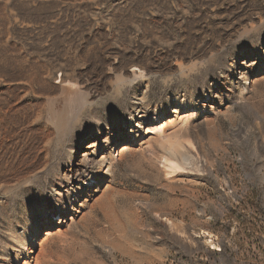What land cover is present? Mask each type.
Here are the masks:
<instances>
[{
    "label": "rangeland",
    "instance_id": "374dc122",
    "mask_svg": "<svg viewBox=\"0 0 264 264\" xmlns=\"http://www.w3.org/2000/svg\"><path fill=\"white\" fill-rule=\"evenodd\" d=\"M143 95L161 133L134 126ZM15 255L264 264V0H0V258Z\"/></svg>",
    "mask_w": 264,
    "mask_h": 264
},
{
    "label": "bare ground",
    "instance_id": "6f19581e",
    "mask_svg": "<svg viewBox=\"0 0 264 264\" xmlns=\"http://www.w3.org/2000/svg\"><path fill=\"white\" fill-rule=\"evenodd\" d=\"M219 98H220V96H219ZM199 104H202V101H200ZM139 105H140V107L136 111L137 115H138L137 116L138 120L136 121L134 126L136 128H139L143 123L148 122L150 120L151 116H154L156 118L155 120H156L157 125L153 126L154 128L147 129V131L145 132V135H150V134H153L155 132L161 133L164 126H165V123L162 124L161 121H159L161 118V115L164 114L163 108L155 106L153 110L145 111L148 108V104H147V100H146L144 95L141 97ZM174 113H175V111H174ZM96 135L98 136V140L92 141L89 144H87L86 146H84L85 151H87L86 155H90V154L92 155L93 153L96 152V150L98 148L102 147L103 144L108 143L109 140L112 138V133H111V130H109V129L107 130L106 136L103 138L101 137L102 133H97ZM139 142H141V139L138 140L136 138H133L132 141L130 142V144L121 146V150L119 152H117V154L115 152L113 155L119 156V157H124L125 155H129L133 151V147L137 146L139 144ZM168 153L171 155V157L175 156V155H173L174 154L173 152H172L173 154L171 152H168ZM177 153H179V152H177ZM180 156L182 157V161L186 164L187 163L186 161L189 158L186 155H182V154ZM113 157L114 156H108V155L101 157V162H100L99 168H98L99 174L104 172V168H103L104 161L105 160L109 161V163L111 164ZM86 166H87V163H85L84 159L79 161L77 163V165L75 166V168L69 173V175H78L79 173H81L86 168ZM109 168H110V166L108 167V170L106 171L107 174L109 172ZM89 181H92L91 185H99L98 184L99 180H97L96 176H95V178H92ZM61 196H62V194L59 191H55V194L53 195V197L56 199H59ZM71 211H73V208ZM57 213H58V211H57L56 205L51 209L45 208L43 210L41 217L38 219V222H37L36 226L34 227L33 232L30 234V236H32L33 234L37 235L39 233V226L42 224L50 227L52 222L50 223L49 219L53 214H57ZM58 220L61 221V217H59ZM59 224L60 223L57 222L55 225H59ZM47 235H50V234L48 233ZM30 241H31V247L29 248V251L24 253V256L27 258V260L30 259V255L32 254V250L34 249L33 238L30 239ZM23 250L26 251L25 248H23ZM38 260H39V257H36L34 259L35 264H38ZM14 262H16L17 264H20V261L17 259L16 255L13 258H0V264H14ZM27 262H25L24 264H28Z\"/></svg>",
    "mask_w": 264,
    "mask_h": 264
}]
</instances>
